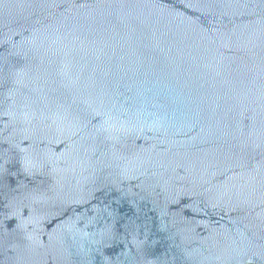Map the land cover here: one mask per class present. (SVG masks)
<instances>
[{
    "label": "water",
    "instance_id": "95a60500",
    "mask_svg": "<svg viewBox=\"0 0 264 264\" xmlns=\"http://www.w3.org/2000/svg\"><path fill=\"white\" fill-rule=\"evenodd\" d=\"M0 264H264V0H0Z\"/></svg>",
    "mask_w": 264,
    "mask_h": 264
}]
</instances>
